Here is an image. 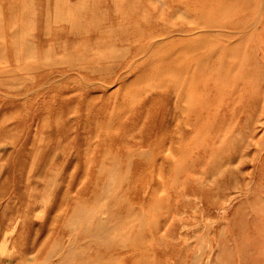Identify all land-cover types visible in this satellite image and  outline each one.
<instances>
[{"label": "rangeland", "instance_id": "obj_1", "mask_svg": "<svg viewBox=\"0 0 264 264\" xmlns=\"http://www.w3.org/2000/svg\"><path fill=\"white\" fill-rule=\"evenodd\" d=\"M0 264H264V0H0Z\"/></svg>", "mask_w": 264, "mask_h": 264}, {"label": "bare ground", "instance_id": "obj_2", "mask_svg": "<svg viewBox=\"0 0 264 264\" xmlns=\"http://www.w3.org/2000/svg\"><path fill=\"white\" fill-rule=\"evenodd\" d=\"M235 2H237V1H235ZM235 2H234V3H235ZM235 4H236V3H235ZM231 5H233V4H231ZM228 10H229V9H228ZM232 11H233V10H232ZM228 13H229V12H228ZM226 14H227V13H226ZM228 15H229V14H228ZM228 15H227V16H228ZM230 15H231V13H230ZM230 17H231V16H230ZM227 18H228V17H227ZM221 19H222V16H221ZM224 21H225V20H224ZM213 30H215V29H213ZM203 31H204V30H203ZM215 32H216V30H215ZM198 33H199V32H198ZM202 33H203V32H202ZM194 34H195V33H194ZM194 34H193V35H194ZM191 38H192V37H191ZM184 40H185V39H184ZM191 41H192V39H191ZM191 41L189 40V42L186 43L187 46L191 43ZM197 41L199 42V40H197ZM197 41H196V42L194 41V43L197 44ZM186 42H187V41H186ZM203 42H204L203 40L200 41V43H203ZM200 43H198V44L201 45V46L204 45V44L202 45V44H200ZM186 44H185V45H186ZM205 44H206V43H205ZM183 46H184V45H183ZM189 46H190V45H189ZM189 46H188V47H189ZM192 46H193V44H192ZM201 46H199V47L201 48ZM203 47H204V46H203ZM178 49H179V48H178ZM181 49H182V48H181ZM183 49H185V47H183ZM190 49L192 50V48L189 47L188 50H190ZM191 50H190V52H191ZM203 50H204V48H203ZM197 51H198V49H197ZM177 52H178V51H177ZM182 52L185 53V52H186V49H185V51H184V50L181 51V53H182ZM190 52L187 51V53H189V54H190ZM192 52H193V51H192ZM169 53H170V52H169ZM175 53H176V52H175ZM175 53H174V54H175ZM198 53H199V51H198ZM233 53H234V52H233ZM183 55H185V54H182V56H183ZM174 56H175V55H174ZM174 56H173V57H174ZM178 56H181V55H178ZM182 56H181V59H182ZM184 57H188V58H189V56H184ZM171 58H172V56H171ZM178 59H179V58H178ZM181 59H180V60H181ZM164 62H165V61H164ZM167 62H168V61H167ZM155 66H156V65H155ZM255 67H256V66H255ZM204 68H205V67H204ZM155 69H156V68H155ZM142 77H143V76H142ZM164 78H165V77H164ZM140 83H141V82H140ZM156 149H157V147H156ZM159 152H160V151H159ZM159 152H158V153H159ZM109 183H110V182H109ZM108 185H109V184H108ZM161 188H162V187H161ZM105 193H106V192H105ZM71 229H72V228H71ZM131 246H132V245H131ZM213 249H214V248H213ZM213 251H215V250H213Z\"/></svg>", "mask_w": 264, "mask_h": 264}]
</instances>
